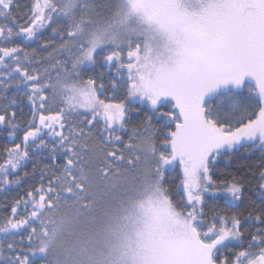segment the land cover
Returning <instances> with one entry per match:
<instances>
[{"label": "snow or ice", "instance_id": "6c2138e0", "mask_svg": "<svg viewBox=\"0 0 264 264\" xmlns=\"http://www.w3.org/2000/svg\"><path fill=\"white\" fill-rule=\"evenodd\" d=\"M0 134V264H264V0H0Z\"/></svg>", "mask_w": 264, "mask_h": 264}, {"label": "trees", "instance_id": "16d2710c", "mask_svg": "<svg viewBox=\"0 0 264 264\" xmlns=\"http://www.w3.org/2000/svg\"><path fill=\"white\" fill-rule=\"evenodd\" d=\"M18 142V141H17ZM9 142L6 140L5 136L3 134H0V148L6 146ZM30 168V165H29ZM229 172L234 173V167L232 166H225L223 163L220 164L217 176L214 178L220 179L224 178L228 175ZM11 195H15V192L10 193ZM4 199V194L0 193V200ZM222 206V205H221Z\"/></svg>", "mask_w": 264, "mask_h": 264}]
</instances>
